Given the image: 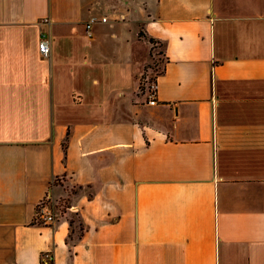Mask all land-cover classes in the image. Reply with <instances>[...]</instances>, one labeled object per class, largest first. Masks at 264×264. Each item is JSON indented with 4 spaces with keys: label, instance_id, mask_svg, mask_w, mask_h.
Listing matches in <instances>:
<instances>
[{
    "label": "crops",
    "instance_id": "crops-1",
    "mask_svg": "<svg viewBox=\"0 0 264 264\" xmlns=\"http://www.w3.org/2000/svg\"><path fill=\"white\" fill-rule=\"evenodd\" d=\"M45 252L264 264V0H0V264Z\"/></svg>",
    "mask_w": 264,
    "mask_h": 264
},
{
    "label": "built area",
    "instance_id": "built-area-1",
    "mask_svg": "<svg viewBox=\"0 0 264 264\" xmlns=\"http://www.w3.org/2000/svg\"><path fill=\"white\" fill-rule=\"evenodd\" d=\"M103 21L106 17L102 18ZM87 27H91V21L87 24ZM39 52L41 57L48 58L51 55V41L47 33H43L39 41ZM143 92L147 95V102L154 105L158 102L157 99V83L154 80L147 81ZM37 215L45 223H53L56 220V207L55 204H51L50 197L47 196L37 206ZM53 255L51 252L43 253V261L41 264H53Z\"/></svg>",
    "mask_w": 264,
    "mask_h": 264
},
{
    "label": "rangeland",
    "instance_id": "rangeland-1",
    "mask_svg": "<svg viewBox=\"0 0 264 264\" xmlns=\"http://www.w3.org/2000/svg\"><path fill=\"white\" fill-rule=\"evenodd\" d=\"M162 50V46L161 45H157V49H156V53L159 55V51H161ZM161 57V56H160ZM146 83L147 82H144L143 81V83L141 84V88H140V90H139V93L140 94H142L143 93V89L145 88V86H146ZM76 189V188H75ZM75 219H78V217L77 216H73Z\"/></svg>",
    "mask_w": 264,
    "mask_h": 264
},
{
    "label": "trees",
    "instance_id": "trees-1",
    "mask_svg": "<svg viewBox=\"0 0 264 264\" xmlns=\"http://www.w3.org/2000/svg\"><path fill=\"white\" fill-rule=\"evenodd\" d=\"M140 34H141V36H142L143 33L141 32ZM149 40H150L151 42H154V39H153V38H150Z\"/></svg>",
    "mask_w": 264,
    "mask_h": 264
}]
</instances>
